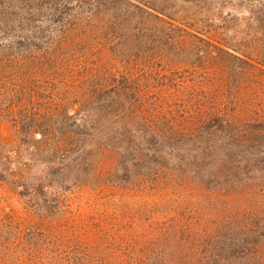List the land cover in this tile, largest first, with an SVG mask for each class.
Masks as SVG:
<instances>
[{
	"label": "trees",
	"instance_id": "obj_1",
	"mask_svg": "<svg viewBox=\"0 0 264 264\" xmlns=\"http://www.w3.org/2000/svg\"><path fill=\"white\" fill-rule=\"evenodd\" d=\"M16 1L19 29L0 35V118L15 125L27 151L42 157L61 153L68 163L100 144L113 173L148 185L163 183L169 166L215 175L220 164L230 173L236 164L264 159V118L242 114L231 82L215 84L204 68H182L192 52L208 62L209 54L246 62L233 42L206 36L209 20L185 19L182 11L188 9L170 0ZM179 54L185 61L174 59ZM241 69H233L234 77ZM185 89L198 97L175 107L172 98ZM40 211L46 214L47 208ZM10 214L16 212L0 211V223ZM227 229L203 232L210 240L201 244H171L173 253L188 252V258L160 249L156 257L118 261L54 254L50 263L32 254L0 257V264H260L264 242L253 229ZM24 248L32 252L31 245Z\"/></svg>",
	"mask_w": 264,
	"mask_h": 264
},
{
	"label": "rangeland",
	"instance_id": "obj_2",
	"mask_svg": "<svg viewBox=\"0 0 264 264\" xmlns=\"http://www.w3.org/2000/svg\"><path fill=\"white\" fill-rule=\"evenodd\" d=\"M170 4L187 8H179L185 19L209 20L212 29L206 36L216 42H233L246 61L209 54L208 62L192 52L182 68H204V75L215 84L231 82L242 114L263 119L264 0H170ZM17 5L16 0H0V35L19 29L22 13ZM183 55L174 59L185 61ZM236 67L242 68L238 77L233 73ZM196 97L185 89L172 99L178 107L181 101L190 103ZM149 101L153 103L154 98ZM16 130L10 120L0 118V211L16 212L0 223V257L29 258L33 254L38 260L55 263L53 255L57 254L85 256L87 262L95 263L99 258L156 257L165 249L167 256L188 258V252L173 253L171 244L208 242L203 232L217 234L227 227L253 229L255 239L264 242V159L236 164L230 173L227 165L220 164L215 175H197L187 166L182 168L184 173L169 166L163 172V183L148 185L130 181L122 172L113 173L100 144L93 143L82 159L67 163L69 156L61 153L42 157L27 151ZM43 205L46 214L40 211ZM27 244L32 247L30 253L24 248Z\"/></svg>",
	"mask_w": 264,
	"mask_h": 264
}]
</instances>
